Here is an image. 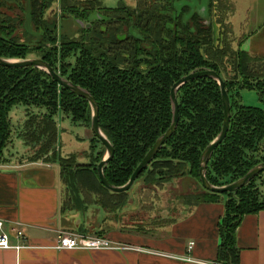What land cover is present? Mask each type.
Returning a JSON list of instances; mask_svg holds the SVG:
<instances>
[{"label": "trees", "instance_id": "16d2710c", "mask_svg": "<svg viewBox=\"0 0 264 264\" xmlns=\"http://www.w3.org/2000/svg\"><path fill=\"white\" fill-rule=\"evenodd\" d=\"M29 1L32 24L43 31L41 41L33 48L35 59L88 92L98 106L99 129L113 147V157L103 167L110 185H126L155 141L170 127L173 85L188 74L203 70L213 71L221 78L230 103L229 129L208 161L207 181L215 187L226 186L264 163V111L240 103L241 90L255 91L264 103V57L233 50L229 40L227 48L214 46L212 21L204 24L194 14L184 22L189 10L177 5L180 0H136L134 8L125 4L106 7L103 0H60L65 13L85 19L94 11L102 18L73 32L64 27V15L60 23L44 19L43 10L55 0H49V5L47 0ZM78 2L85 4L76 6ZM213 8V3L209 4L208 14ZM218 10L223 15L231 11V6ZM212 15L209 18L215 17L216 9ZM224 22L226 17L218 16L213 25L219 28ZM12 29V19L0 12V58L26 59L31 50L9 36ZM226 65L231 75L226 73ZM176 99V129L136 181L143 179L145 184L160 186L173 178L188 177L199 183L201 154L219 135L223 124L220 87L210 78L195 79L177 90ZM17 106L43 110L42 115L27 113L25 124L33 129L18 135L25 145L29 139L37 141L46 135L51 149H55L54 118L58 112L75 124L89 127L91 123L87 101L60 86L44 71L0 66V161L11 142L9 113ZM94 141L102 146L96 163L70 169L65 164L72 157H60V178L67 192L77 191L85 202L94 196L103 208L114 210L123 205L127 192L112 193L101 185L96 167L106 149L95 137ZM47 156L40 154L31 160L47 161ZM263 176L264 172L259 173L235 193L215 194L201 187L202 196L194 205L223 203L216 263H238L236 230L245 216L264 211ZM66 198L64 208L68 209L72 199L70 195Z\"/></svg>", "mask_w": 264, "mask_h": 264}, {"label": "crops", "instance_id": "0c3cea01", "mask_svg": "<svg viewBox=\"0 0 264 264\" xmlns=\"http://www.w3.org/2000/svg\"><path fill=\"white\" fill-rule=\"evenodd\" d=\"M135 1L103 0L117 6H133ZM228 1L231 14L226 24L232 49L264 57V25L247 31L234 21L239 0ZM249 2L253 7L259 3L264 7V0ZM4 158L0 164V221L10 243L23 248L0 250V264H218V222L224 212L223 203H199L182 210L155 235L138 232L141 228L122 221L124 205L110 211L98 205L94 196L85 202L84 196L78 194L75 197L82 204L80 208H64L69 195L58 168L18 163L9 152L4 153ZM97 207L99 210L94 209ZM165 215L170 216L167 212ZM11 229L21 230L24 238L16 239ZM61 232L104 237L127 249L56 250ZM191 242L193 246L188 250ZM235 242L239 250L237 264H264V211L241 220Z\"/></svg>", "mask_w": 264, "mask_h": 264}, {"label": "rangeland", "instance_id": "374dc122", "mask_svg": "<svg viewBox=\"0 0 264 264\" xmlns=\"http://www.w3.org/2000/svg\"><path fill=\"white\" fill-rule=\"evenodd\" d=\"M47 1V5H49V0ZM161 1L163 2V0ZM176 1L177 0H174V3ZM140 2L150 3L154 2V0H141ZM209 2L211 5L213 3L214 8L210 11L208 17L209 15L210 17L213 16L212 14L216 9L215 17L211 18L213 24H215L214 18L216 20L218 19V16L221 18L227 17L228 14H231V11L229 13L227 11L222 15L218 10L219 7L221 8L225 7V5H229L228 0H209ZM65 4L67 6L73 5L69 3H64V5ZM84 4L85 3L83 2H78L76 3V6H82ZM104 5L111 8L117 6V4L109 2H105ZM250 6L252 5L249 0H239L237 2L236 12L233 15L234 21L243 24L247 31H252L255 28H260L262 25H264V7L262 4L260 5L259 3L256 7L252 6V8ZM72 7H74V5ZM134 7L135 6L133 5L132 8ZM43 11L44 19L57 21L58 23L63 21L61 16L64 15L65 20L63 23L64 27L68 31L77 29V27H83L92 21L100 20L96 17L91 18V16L96 13L94 11L93 13L86 16L85 19H80L75 17V15L65 13V11H63L61 8L60 0H55L47 10ZM0 12L8 15L9 18L12 19V24L15 27V29H12V31L10 30L9 36H14L17 40V44L26 46L31 50V54L28 55L26 59H35L37 53L36 51L34 52L33 48L36 47L37 43L41 41V38L43 37V31L41 29H36L32 24L30 1L0 0ZM66 12L68 11L66 10ZM213 24L214 46L217 45L218 48H227V41L231 40V35L228 34V32H230L229 26L226 24V22L221 24V27L219 28ZM224 68L226 73H230L231 75L232 71L230 68L227 65L224 66ZM240 103L248 107L261 108L264 111V103L260 100L258 94L255 91L241 90ZM27 113L42 115L43 110L33 107L17 106L14 107L9 113L11 124V142L5 149L4 153L9 152L10 156H15V161L18 163L29 162L39 163L44 166H54L55 169L58 168L59 171L60 168L58 165L60 157H72L71 161H73H69L65 164L66 166H69L70 169L78 165H93L96 163L98 152L102 151V146L94 141V135L90 129L91 123L89 127L75 124L69 117L65 116L61 112H58L54 118L57 128V142L56 145H54L55 149H51L52 146L49 143L46 135L43 138L39 137L38 140L36 139L37 141L29 139L30 143L25 145L18 135L23 131H28L29 133L33 129L32 126L25 124V121L27 120ZM34 122L37 121L35 120ZM41 128H43L42 124ZM40 154H46V156L48 155L47 161L46 159H40L35 162L31 160L33 157H37V155ZM105 156L106 151H104L102 159ZM4 160L5 158L3 155L0 164L4 162ZM68 193L72 199L71 206H73L75 209H79L82 204H78L76 201L77 197H75V195L78 194L77 191H71ZM202 193L203 189L199 183L196 180L188 177L173 178L167 182H164L160 186L145 184L143 179H138L134 182L124 197V208L122 210L124 212V218L122 221L127 226L141 228L138 230V232H148L155 235L157 234L155 231H160L166 228L170 221L178 216V212L190 208L196 202H198V197H201ZM154 194L159 195V197H154ZM97 204L100 205L98 202ZM94 209L99 210V207ZM166 212L170 216H166Z\"/></svg>", "mask_w": 264, "mask_h": 264}, {"label": "water", "instance_id": "95a60500", "mask_svg": "<svg viewBox=\"0 0 264 264\" xmlns=\"http://www.w3.org/2000/svg\"><path fill=\"white\" fill-rule=\"evenodd\" d=\"M0 66L1 67H9V68H21V67H34L39 70L44 71L47 73L54 81H56L60 86L68 89L70 92L74 93L75 95L87 100L92 108V120L90 129L96 139H98L101 144L106 149V156L98 163L96 167L98 179L103 185L105 189L112 193H123L129 191V189L134 184L135 180L138 178L140 173L148 166V164L154 159L157 152L160 150L162 145L172 136L174 133L177 122H178V103L176 99V92L177 90L184 84L199 78H210L216 81L220 87V95L223 107V124L219 135L204 149L201 154L200 161H199V184L201 187L208 192L215 193V194H224V193H235L240 188L244 187L248 182H250L253 178H255L259 173L264 172V163L257 165L256 167L252 168L248 171L242 178L239 180L222 187H215L212 186L206 179V168L208 161L214 151V149L223 141L225 138L227 131L229 129V120H230V103L228 94L224 88L223 82L221 78L213 71L203 70L198 72H192L187 76L181 78L177 83L173 85L170 91V101L172 106V122L168 130L159 137L151 149L147 152L143 160L137 166V168L132 173L129 181L126 185L122 187H113L110 185L104 175H103V167L107 164L113 157V147L110 142L105 138V136L101 133L98 124V106L91 97V95L86 92L85 90L72 85L64 78L57 75L49 65L43 62L40 59H23V60H16V59H4L0 58Z\"/></svg>", "mask_w": 264, "mask_h": 264}, {"label": "built area", "instance_id": "2783aa9c", "mask_svg": "<svg viewBox=\"0 0 264 264\" xmlns=\"http://www.w3.org/2000/svg\"><path fill=\"white\" fill-rule=\"evenodd\" d=\"M3 222L0 221V250L14 249L18 251L23 248L21 245H12L10 243V236L3 230ZM14 236L16 239H23L24 235L21 230H14ZM193 246V243H189L188 250ZM56 250H86V251H98V250H125V246L114 243L107 238L90 236L75 232H61L57 236V242L55 246Z\"/></svg>", "mask_w": 264, "mask_h": 264}, {"label": "flooded vegetation", "instance_id": "af4514ba", "mask_svg": "<svg viewBox=\"0 0 264 264\" xmlns=\"http://www.w3.org/2000/svg\"><path fill=\"white\" fill-rule=\"evenodd\" d=\"M184 2V3H183ZM209 4H210V2H209V0H197V1H195V0H193V1H190V0H184V1H182V0H180L179 1V3L177 4L178 6L179 5H183V6H185V7H187L188 8V14H186L185 15V17H184V22L186 21H188V19L192 16V15H194V14H197L199 17H200V19L202 20V23H204V24H208V8H209ZM92 17H96V18H99L100 20L102 19L101 17H99V15H97L96 13L94 14V15H92L91 16V18ZM8 18H9V16H8ZM98 21V20H97ZM93 22V21H92ZM84 26H86V25H84ZM87 26H89V24H87ZM75 30H73V32H74ZM132 33V35H134V36H137V33H135V32H131ZM171 91V90H170ZM79 97V96H78ZM92 97V96H91ZM81 98V97H80ZM93 98V97H92ZM83 99V98H82ZM85 100V99H84ZM93 100H94V98H93ZM85 101H87V100H85ZM95 101V100H94ZM171 102V101H170ZM96 103V102H95ZM87 104L89 105V107H90V110H91V120H92V108H91V106H90V104H89V102L87 101ZM136 181V180H135Z\"/></svg>", "mask_w": 264, "mask_h": 264}]
</instances>
